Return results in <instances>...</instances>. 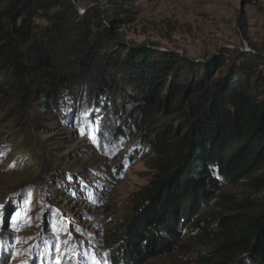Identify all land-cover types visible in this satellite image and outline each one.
Listing matches in <instances>:
<instances>
[{"label":"trees","instance_id":"1","mask_svg":"<svg viewBox=\"0 0 264 264\" xmlns=\"http://www.w3.org/2000/svg\"><path fill=\"white\" fill-rule=\"evenodd\" d=\"M78 1L0 0V75L10 71L9 95L23 106L35 100L48 123L58 125L60 117L52 105L71 99L75 121L109 118L121 136L137 115L150 130L156 175L111 238L109 264H153L173 256L190 233L205 248L198 264H264V203L213 223L203 216L213 191L245 180L264 189V173L255 177L264 171V52L236 49L197 64L121 45L124 0H107L84 15ZM131 104L135 111L127 119L123 112ZM69 175L79 173L55 171L54 204L68 207L73 200Z\"/></svg>","mask_w":264,"mask_h":264},{"label":"rangeland","instance_id":"2","mask_svg":"<svg viewBox=\"0 0 264 264\" xmlns=\"http://www.w3.org/2000/svg\"><path fill=\"white\" fill-rule=\"evenodd\" d=\"M75 4L84 15L107 0ZM124 5L128 13L121 16V45L176 53L197 64L236 49L264 52V0H124ZM10 75H0V264H109L111 238L132 214L137 194L156 175L150 130L137 115L130 118L136 107L132 104L123 112L130 119L121 136L109 118L75 121L71 99L52 105L51 112L61 119L58 125L48 123L37 113L35 100L23 106L9 95ZM48 124L52 129L45 128ZM174 129L179 130L178 123ZM51 161L61 164L51 167ZM57 170L79 173L69 175L75 179L70 183L75 195L68 207L50 197ZM213 192L203 213L210 223L237 214L240 207L264 203V189H254L250 180ZM68 218L72 221H63ZM193 237L186 235L173 256L153 264H198L205 248Z\"/></svg>","mask_w":264,"mask_h":264},{"label":"snow or ice","instance_id":"3","mask_svg":"<svg viewBox=\"0 0 264 264\" xmlns=\"http://www.w3.org/2000/svg\"><path fill=\"white\" fill-rule=\"evenodd\" d=\"M58 264H60V262L58 261Z\"/></svg>","mask_w":264,"mask_h":264}]
</instances>
